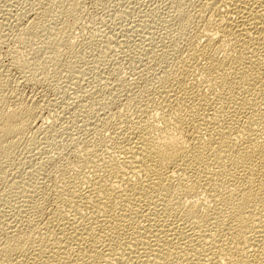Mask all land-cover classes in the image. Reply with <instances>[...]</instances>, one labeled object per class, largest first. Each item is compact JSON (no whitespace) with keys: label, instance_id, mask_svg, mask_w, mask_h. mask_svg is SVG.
Returning <instances> with one entry per match:
<instances>
[{"label":"bare ground","instance_id":"6f19581e","mask_svg":"<svg viewBox=\"0 0 264 264\" xmlns=\"http://www.w3.org/2000/svg\"><path fill=\"white\" fill-rule=\"evenodd\" d=\"M191 5L185 55L106 122L111 146L83 141L74 175L30 191L0 264H264V0ZM17 99L0 106V164L40 109Z\"/></svg>","mask_w":264,"mask_h":264},{"label":"rangeland","instance_id":"374dc122","mask_svg":"<svg viewBox=\"0 0 264 264\" xmlns=\"http://www.w3.org/2000/svg\"><path fill=\"white\" fill-rule=\"evenodd\" d=\"M194 1L0 0V98L5 95L0 106L8 108L18 98L22 107L40 108L15 140L11 159L0 164L1 229L25 218L28 194L58 179L62 165L71 166L70 175L80 169L78 148L103 138L112 145L103 131L106 122L133 114L129 96L157 88L162 71L174 67L187 40L198 33L196 19L184 30L185 38L179 30L180 22L191 18ZM31 21L43 22L36 35Z\"/></svg>","mask_w":264,"mask_h":264}]
</instances>
